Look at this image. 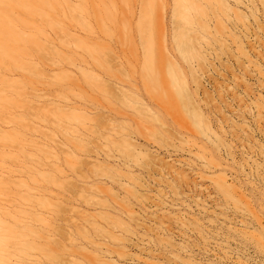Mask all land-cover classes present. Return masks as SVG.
<instances>
[{
  "label": "rangeland",
  "instance_id": "1",
  "mask_svg": "<svg viewBox=\"0 0 264 264\" xmlns=\"http://www.w3.org/2000/svg\"><path fill=\"white\" fill-rule=\"evenodd\" d=\"M260 240L264 0H0V264H264Z\"/></svg>",
  "mask_w": 264,
  "mask_h": 264
},
{
  "label": "bare ground",
  "instance_id": "2",
  "mask_svg": "<svg viewBox=\"0 0 264 264\" xmlns=\"http://www.w3.org/2000/svg\"><path fill=\"white\" fill-rule=\"evenodd\" d=\"M257 246L259 248V253L264 257V240H260L258 243H257ZM261 256V257H262ZM264 260V259H263Z\"/></svg>",
  "mask_w": 264,
  "mask_h": 264
}]
</instances>
